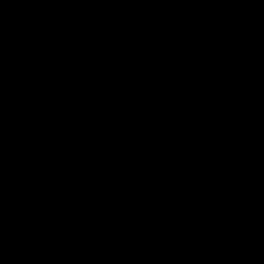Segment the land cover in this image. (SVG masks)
Here are the masks:
<instances>
[{"label":"water","instance_id":"obj_1","mask_svg":"<svg viewBox=\"0 0 264 264\" xmlns=\"http://www.w3.org/2000/svg\"><path fill=\"white\" fill-rule=\"evenodd\" d=\"M0 264H264V0H0Z\"/></svg>","mask_w":264,"mask_h":264}]
</instances>
